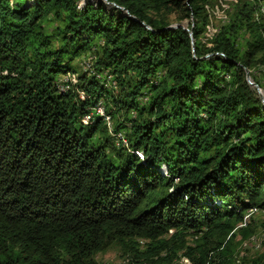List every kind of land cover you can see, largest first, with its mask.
Returning a JSON list of instances; mask_svg holds the SVG:
<instances>
[{
    "label": "trees",
    "instance_id": "1",
    "mask_svg": "<svg viewBox=\"0 0 264 264\" xmlns=\"http://www.w3.org/2000/svg\"><path fill=\"white\" fill-rule=\"evenodd\" d=\"M107 1L0 0V264H264V4Z\"/></svg>",
    "mask_w": 264,
    "mask_h": 264
},
{
    "label": "rangeland",
    "instance_id": "2",
    "mask_svg": "<svg viewBox=\"0 0 264 264\" xmlns=\"http://www.w3.org/2000/svg\"><path fill=\"white\" fill-rule=\"evenodd\" d=\"M85 1L87 0H79L78 2V8L83 7L85 4ZM94 1V0H89ZM211 3H208L206 5L207 12L209 14L210 18V24L207 26L205 34L211 35L212 29L219 26L222 22V20L225 18L226 9L228 8L227 5L231 4L234 0H211ZM33 0H28L27 5H31ZM262 4H264V0H261ZM110 6V5H109ZM260 10L264 12V6H259ZM257 14L261 13L260 11L256 10ZM171 19H174L173 17ZM191 20H183L181 24L184 26H187ZM177 24L175 21H172L171 25ZM245 38H248L245 36ZM242 42V41H241ZM83 64V63H82ZM258 70H264V65H260L258 67ZM74 76H77V73H74ZM259 77H262L261 74L258 75ZM262 86L264 87V77L262 78ZM261 90V97L264 100V90L260 88ZM108 115V114H107ZM250 224L253 227V233L251 234L250 238L247 240H243V243L239 247L238 245V253L240 256H253L257 253H259L262 249V240L264 239V210H252L248 211L246 215L243 218V221L241 224H238L237 227ZM174 230H169L167 234L164 235L165 238H172L173 237ZM199 236V235H198ZM197 236V237H198ZM196 236L191 235H185V244L189 246H193L196 243ZM241 240V235L238 234L235 238V241L239 242ZM139 249L145 250L149 244V239H143L139 238ZM185 251V250H184ZM127 254L128 251L124 248H122L120 245H115L107 248L104 252H100L97 254L96 259L103 263V264H125L127 262ZM161 256L166 255V251H163L160 253ZM187 258L185 255H183V250H180L178 254L173 257V260L170 261V263L167 264H189L188 261L185 259ZM188 259V258H187ZM189 260V259H188ZM190 261V260H189ZM191 262V261H190Z\"/></svg>",
    "mask_w": 264,
    "mask_h": 264
},
{
    "label": "water",
    "instance_id": "3",
    "mask_svg": "<svg viewBox=\"0 0 264 264\" xmlns=\"http://www.w3.org/2000/svg\"><path fill=\"white\" fill-rule=\"evenodd\" d=\"M96 1H101V0H96ZM103 1H105L106 3H109L107 0H103ZM112 5H114L115 7L119 8L120 10H123V11H124V8H123V7L118 6V5H116V4H112ZM125 13H126L128 16L134 18V17H133L132 15H130L128 12L125 11ZM142 23H143V22H142ZM176 27H182L183 29L189 31V35L191 36V32H190V30L188 29V27L184 26V25L181 24V23H179V24L177 23V24H175V25H169V26H168V28H176ZM193 50H194V49H193ZM206 57H207V56H206ZM244 71H245V79H246L247 83L251 86V84H252V83H255V82L251 79L248 70H247V69H244ZM255 84H256V83H255ZM256 85H257V84H256ZM256 91H257V93H258V95H259V98H260L261 101H262V104L264 105V100H263V98H262L261 95H260V87H259V86H257Z\"/></svg>",
    "mask_w": 264,
    "mask_h": 264
},
{
    "label": "built area",
    "instance_id": "4",
    "mask_svg": "<svg viewBox=\"0 0 264 264\" xmlns=\"http://www.w3.org/2000/svg\"><path fill=\"white\" fill-rule=\"evenodd\" d=\"M93 61V57H89V55L85 58V64L87 62H92ZM85 66V65H84ZM106 75H109L107 72H105ZM103 109L100 107V104H96L94 107H93V113L94 112H98V111H102ZM82 121H89V115H84L82 117ZM192 264V263H191Z\"/></svg>",
    "mask_w": 264,
    "mask_h": 264
},
{
    "label": "bare ground",
    "instance_id": "5",
    "mask_svg": "<svg viewBox=\"0 0 264 264\" xmlns=\"http://www.w3.org/2000/svg\"><path fill=\"white\" fill-rule=\"evenodd\" d=\"M100 78H101V77H100ZM109 78H110V77H109ZM64 80H66V78H65ZM252 84L257 88L258 85H256L255 83H252ZM252 84H251V85H252ZM59 89H60V90H63V89H64V86H63V85H62V86H59ZM260 95H261V91H260ZM100 107H101V106H100ZM103 112H104V110H102V111H98V112H96V114H97V115H100V116H103ZM92 115H93V114H92ZM94 115H95V114H94ZM107 120H108V119H107ZM81 121H82V119H81ZM89 121H90V120H89ZM89 121H83V124H88Z\"/></svg>",
    "mask_w": 264,
    "mask_h": 264
}]
</instances>
